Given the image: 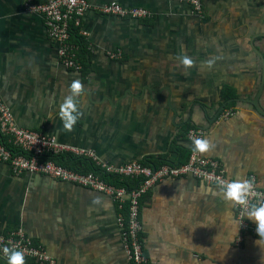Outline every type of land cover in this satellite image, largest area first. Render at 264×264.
<instances>
[{
  "label": "crops",
  "instance_id": "0c3cea01",
  "mask_svg": "<svg viewBox=\"0 0 264 264\" xmlns=\"http://www.w3.org/2000/svg\"><path fill=\"white\" fill-rule=\"evenodd\" d=\"M23 1L0 0V97L16 126L117 166L164 154L173 141L187 147L176 138L192 125L216 145L200 156L216 160L229 180L253 176L264 189V116L244 102L260 81L253 49L264 59V0H202L199 16L177 0H87L84 76L59 62L41 19ZM110 2L151 17L97 11ZM182 52L194 67L179 65ZM214 56L220 59L209 70L205 61ZM75 79L87 90L84 117L65 132L59 107ZM225 87L236 101L212 120ZM257 102L264 111V81ZM236 214L219 188L191 176L155 182L139 199L144 264H262L264 240L239 231ZM117 215L106 195L0 163V233L20 229L55 264H125ZM243 220L255 227L246 214Z\"/></svg>",
  "mask_w": 264,
  "mask_h": 264
},
{
  "label": "built area",
  "instance_id": "2783aa9c",
  "mask_svg": "<svg viewBox=\"0 0 264 264\" xmlns=\"http://www.w3.org/2000/svg\"><path fill=\"white\" fill-rule=\"evenodd\" d=\"M190 5L196 15L202 13V0H177ZM26 12L37 15L43 24L46 37L56 45V56L59 62L71 71H79L80 65L76 59V44L69 41L71 27L77 28V34L84 36L80 22L85 12L90 8L87 0H24ZM99 13L119 18L143 20L151 17L149 10L139 7H123L110 2L98 8ZM113 58L114 54H107ZM230 111H220L218 116L225 117ZM201 128H189L185 140L190 148L187 160L180 165H162L158 168L144 166L139 162H129L121 165L102 164L97 162L91 150L78 149L58 142L54 137L44 135L29 129L16 126L12 114L0 97V163L6 164L13 173L38 174L45 177L89 189L108 196L116 205L118 215L116 227L122 243L125 264H144L142 244L140 241L141 224L138 218L139 199L147 188L168 177L191 176L205 184L219 188L221 182L229 180L224 175L219 163L211 158L202 157L192 150L191 137L204 136ZM9 145V148H6ZM64 153L83 156L98 166L106 174L128 179H138L135 187L127 189L116 187L102 180L93 173H77L55 164L49 157ZM248 178H254L249 176ZM256 183V182H255ZM253 202L264 200V189L256 185ZM236 218L239 231H249L257 236L255 227H249L243 220L245 210L236 205ZM237 242L241 241L238 233ZM4 247L22 249L25 260L33 264H55L38 245L24 235L20 229L0 233V259L7 261L3 253Z\"/></svg>",
  "mask_w": 264,
  "mask_h": 264
},
{
  "label": "clouds",
  "instance_id": "9594fccd",
  "mask_svg": "<svg viewBox=\"0 0 264 264\" xmlns=\"http://www.w3.org/2000/svg\"><path fill=\"white\" fill-rule=\"evenodd\" d=\"M175 59L185 70L194 67L195 61L185 53L176 56ZM220 57H211L205 61V66L210 70ZM87 90L80 79H75L69 86V94L66 95L59 107V118L65 132H72L78 122L84 117L83 98ZM192 150L200 154H207L216 147L214 141L207 137L196 135L191 137ZM256 183L254 178L236 177L226 180L219 185V194L224 201L231 202L233 206L239 205L245 210L248 220L255 224V231L259 240H264V200L253 202ZM175 198V197H173ZM172 198V199H173ZM100 197H95L93 204H99ZM3 253L7 257V264H26L25 254L22 249L15 247H4ZM264 264V255L261 256Z\"/></svg>",
  "mask_w": 264,
  "mask_h": 264
},
{
  "label": "trees",
  "instance_id": "16d2710c",
  "mask_svg": "<svg viewBox=\"0 0 264 264\" xmlns=\"http://www.w3.org/2000/svg\"><path fill=\"white\" fill-rule=\"evenodd\" d=\"M146 20V19H143ZM77 28L71 27L69 41L73 44H76L78 49L76 51V59L80 65V74L85 75L88 70V54L86 51V43L84 39L77 34ZM221 103L224 104L223 107H232L236 99L233 94V91L227 87L223 88V93L221 95ZM189 128H194L192 125H186L185 128L177 135L176 139H179L181 142H186L185 133ZM0 141L4 143L3 138H0ZM9 145H6V148H9ZM175 152L176 159L170 161L168 159L169 153ZM190 152L189 146L184 147L180 144H176V141H173L170 145L168 151L164 154L159 155H149L142 158L139 163L148 166L151 168H158L162 165H180L187 160L188 154ZM55 164L60 165L68 170L77 173H93L98 175L102 180L107 183H110L116 187H125L131 189L135 187L138 182V179H128L124 177H119L116 175L106 174L98 166H95L89 159L83 156H76L69 153H64L58 156L49 157ZM0 264H7V261L0 259ZM26 264H33V261L30 259L26 260Z\"/></svg>",
  "mask_w": 264,
  "mask_h": 264
},
{
  "label": "water",
  "instance_id": "95a60500",
  "mask_svg": "<svg viewBox=\"0 0 264 264\" xmlns=\"http://www.w3.org/2000/svg\"><path fill=\"white\" fill-rule=\"evenodd\" d=\"M254 53L256 54L257 58H258V62H259V67H260V81H259V86L257 88V91L254 95V97L251 99V100H244V102L248 103L251 105V107L260 115H263L264 116V111H262L258 105V98L261 94V90H262V86H263V81H264V59L262 57V55L254 50ZM239 101V100H237ZM241 101V100H240ZM223 106L219 107L213 114L212 116V120H214L218 114L220 113V111L222 110Z\"/></svg>",
  "mask_w": 264,
  "mask_h": 264
}]
</instances>
